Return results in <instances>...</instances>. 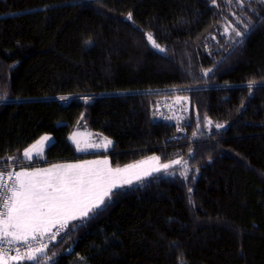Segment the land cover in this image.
Listing matches in <instances>:
<instances>
[{"label":"trees","instance_id":"1","mask_svg":"<svg viewBox=\"0 0 264 264\" xmlns=\"http://www.w3.org/2000/svg\"><path fill=\"white\" fill-rule=\"evenodd\" d=\"M238 18L249 30L225 34ZM0 97V165L82 157L79 122L111 139L112 166L181 160L8 264H264L261 0H0ZM44 133L43 157L24 159Z\"/></svg>","mask_w":264,"mask_h":264},{"label":"snow or ice","instance_id":"2","mask_svg":"<svg viewBox=\"0 0 264 264\" xmlns=\"http://www.w3.org/2000/svg\"><path fill=\"white\" fill-rule=\"evenodd\" d=\"M261 2L264 3V0ZM212 3L216 4V0H212ZM127 19L132 20L131 13L128 14ZM241 22L239 18L235 22H230L225 27V34L231 32L234 37H242L251 27V23L243 22V31H241L238 30ZM145 36L153 48L160 52L166 51L156 42L151 33H146ZM211 71L212 69H205L204 75L207 76ZM253 83H249L250 88ZM61 99H67V97ZM82 99L87 103L90 97ZM206 124H211V121L206 120ZM215 127L219 129L224 125L216 124ZM50 139L48 135H44L36 143L48 142ZM104 141L103 145L95 144L91 147L107 148L112 144L107 137H104ZM77 150L84 149L77 146ZM24 156L29 160L33 159L31 147L24 149ZM148 159L158 161L160 157ZM180 163L181 160L170 162V164ZM170 164L163 163L142 174L129 175L126 174V169L131 166H126L125 169L111 168L105 158L98 161H81L77 164L53 165L51 169L28 171L25 168L22 171H9L7 181L5 173L0 171V264H8L9 260L36 261L37 254L43 252L48 246L41 243L39 247L33 248L30 241L43 240L45 234L51 231V225H59L56 233L50 236V239L54 240L56 235L67 227L69 221L85 220L98 214L112 200L116 190L131 186L144 177L152 175L153 172L168 173ZM181 175L186 176V173L181 172ZM191 191L190 188L189 192ZM19 241L24 243L26 251L21 253L17 248V255L6 257V252L11 248L5 245L10 246ZM51 259L49 257L43 264H48Z\"/></svg>","mask_w":264,"mask_h":264},{"label":"rangeland","instance_id":"3","mask_svg":"<svg viewBox=\"0 0 264 264\" xmlns=\"http://www.w3.org/2000/svg\"><path fill=\"white\" fill-rule=\"evenodd\" d=\"M172 101L174 102V104H170V102H166L164 104H162V106L167 109V110H171L170 108L174 107V105H181L180 103L183 102L185 104L186 102V97L184 96H175ZM171 101V102H172ZM178 112H181V108L178 109ZM160 112H157V115H159ZM163 115L165 116L164 118L166 120H172L175 118L176 113L173 111H166L165 113H163ZM44 135H48L51 139L48 142H41L39 144H37L36 142L40 140L41 136ZM104 137L99 133H96L92 130H90L85 124H83L82 122H79V124L70 132V134L68 135V140L73 144L75 151L79 154H82V157L71 160V161H62V162H50V163H45V164H39V162H26L28 165H24L20 168L17 169V171H22L25 168L28 171H32L35 169H51L53 165H63V164H77L81 161H98V160H104L105 158H107L108 161V166L111 168H120V169H125L126 166H131L130 168L126 169V174H142L144 171L150 170L151 168L154 167H158L160 164L163 163H169L173 160L170 161H166V162H162L160 160H149V157H157V155L152 154L149 155L141 160L132 162V163H128L122 166H112L110 163V159H109V149H111L112 144L109 145L107 148L101 146L100 148H95V147H91V145H95V144H100L103 145L104 144ZM108 138V137H107ZM53 135L51 133H44L42 135H40L35 141H33L30 145H28L26 148H30L31 147V151L33 154V158L35 157H39L42 158L45 150L47 148L48 145H50L53 142ZM109 139V138H108ZM111 140V139H109ZM77 146H79L81 149H84L83 151H78L77 150ZM37 153H40L39 155H37ZM22 156L24 159H27L24 156V151L22 153ZM32 160V159H31ZM30 160V161H31ZM40 162H44V161H40ZM177 164H170V168L174 167ZM169 168V170H170ZM168 170V172H169ZM155 173V172H153ZM152 173V174H153ZM128 187V186H125ZM53 226V225H52ZM10 261H8L9 263Z\"/></svg>","mask_w":264,"mask_h":264},{"label":"built area","instance_id":"4","mask_svg":"<svg viewBox=\"0 0 264 264\" xmlns=\"http://www.w3.org/2000/svg\"><path fill=\"white\" fill-rule=\"evenodd\" d=\"M24 165H27V163H21V162L8 163V164L0 165V171H3L5 173V180L7 181L8 180V178H7V172H9V171L16 172L18 168H20V167H22ZM13 179H14V177H13ZM58 227H59V225H57L55 227H50L51 228V231L49 233H46L45 234L43 240H39V239H37V240H31L30 243H31L32 247L33 248L39 247L41 243L46 244L47 246H49L51 243H53L54 241H56L58 239V237L60 235H62L67 230V227H65L63 231H60L56 235V238L54 240L53 239H50V236L52 234H55L56 233ZM5 247H10L11 248L10 251L6 252V254H5L6 257H10V256L17 255V252H16V249L17 248H19V251L21 253H24L26 251V246L24 245V243L22 241L15 242V243H13L10 246L9 245H5ZM47 248H45V250ZM43 252H41V253H43ZM41 253H38L37 255H39ZM9 261H12V260H9Z\"/></svg>","mask_w":264,"mask_h":264},{"label":"crops","instance_id":"5","mask_svg":"<svg viewBox=\"0 0 264 264\" xmlns=\"http://www.w3.org/2000/svg\"><path fill=\"white\" fill-rule=\"evenodd\" d=\"M53 225H54V224H53ZM50 227H52V225H51Z\"/></svg>","mask_w":264,"mask_h":264}]
</instances>
